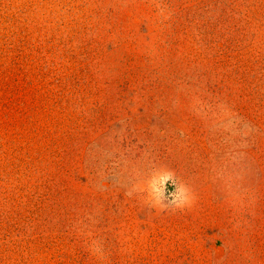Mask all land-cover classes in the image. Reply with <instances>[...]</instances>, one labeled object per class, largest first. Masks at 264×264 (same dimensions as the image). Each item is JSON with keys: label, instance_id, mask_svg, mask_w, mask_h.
Returning a JSON list of instances; mask_svg holds the SVG:
<instances>
[{"label": "rangeland", "instance_id": "rangeland-1", "mask_svg": "<svg viewBox=\"0 0 264 264\" xmlns=\"http://www.w3.org/2000/svg\"><path fill=\"white\" fill-rule=\"evenodd\" d=\"M229 188L264 264V0H0V264H223Z\"/></svg>", "mask_w": 264, "mask_h": 264}, {"label": "crops", "instance_id": "crops-1", "mask_svg": "<svg viewBox=\"0 0 264 264\" xmlns=\"http://www.w3.org/2000/svg\"><path fill=\"white\" fill-rule=\"evenodd\" d=\"M237 192L238 190L236 192H231L229 188V190L222 195V199H213L209 202L214 203L218 210L220 208L224 209L222 219L219 218L218 215L217 217L215 216L217 223L213 229L217 231V233H220H216L215 237L218 238V240L223 241V243L226 242L225 247L227 252L223 259V264H244L246 258L250 256V251L258 248V240L254 239L253 242L245 234L243 229H245L246 223L243 219L247 217L245 213L250 216L261 215L262 210L258 205L260 204L263 209L262 202L260 201L261 203H259V199H255L257 203L254 200H251L253 201L251 203L252 205H250L251 207L249 206L241 210L242 200L241 196H239L240 193L237 194ZM263 220V218L256 219L257 223H260ZM262 223H264V221ZM248 232L256 234L258 237L260 233L262 235L264 230L259 227L249 229Z\"/></svg>", "mask_w": 264, "mask_h": 264}, {"label": "clouds", "instance_id": "clouds-1", "mask_svg": "<svg viewBox=\"0 0 264 264\" xmlns=\"http://www.w3.org/2000/svg\"><path fill=\"white\" fill-rule=\"evenodd\" d=\"M184 203V201L181 202V205ZM181 205H177L178 207L181 206Z\"/></svg>", "mask_w": 264, "mask_h": 264}]
</instances>
